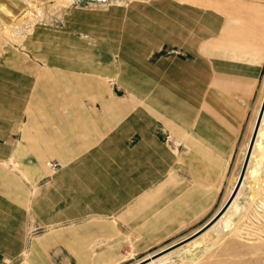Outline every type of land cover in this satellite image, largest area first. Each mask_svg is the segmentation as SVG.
<instances>
[{
  "label": "rangeland",
  "instance_id": "1",
  "mask_svg": "<svg viewBox=\"0 0 264 264\" xmlns=\"http://www.w3.org/2000/svg\"><path fill=\"white\" fill-rule=\"evenodd\" d=\"M175 4L207 8L209 34L174 28ZM263 33L264 0H0V160L18 167L10 148L22 138L31 89L43 69L103 73L116 96L135 100L131 115L139 112L140 131L144 128L153 140L139 147L141 137L131 134L119 145L120 131L113 145L87 158L99 169H82L83 180L92 172L96 189L116 197L92 201L101 205L93 213H108L93 219L107 223L110 234L95 249L98 263L133 264L181 242L226 204L241 174L262 106L264 70L250 103L241 106L237 96H228L226 72L240 66H229L226 52L254 53V38ZM163 117L168 125L169 119L178 125L182 138H175ZM194 134H204L205 142ZM226 137L233 140L220 160L213 140ZM261 141L264 147V136ZM112 148L113 159L105 155ZM260 153L257 149L258 158ZM51 166L50 175L33 189L46 186V211L54 218L63 210L57 182L66 177L74 182L75 172L73 168L66 173L74 174L60 178L59 165ZM247 172L228 207L237 199L240 210L232 215V231L211 230V225L153 259L167 254L162 264H264V158L254 201L250 195L255 180ZM84 218L45 225L34 220L31 235ZM201 238L199 247L182 249Z\"/></svg>",
  "mask_w": 264,
  "mask_h": 264
},
{
  "label": "crops",
  "instance_id": "2",
  "mask_svg": "<svg viewBox=\"0 0 264 264\" xmlns=\"http://www.w3.org/2000/svg\"><path fill=\"white\" fill-rule=\"evenodd\" d=\"M184 10L188 12L185 15ZM174 12V28L181 32L192 30L203 36L209 34L210 20L207 19H210V11L204 6L175 4ZM251 54L226 52L227 64L240 66L226 72L227 82L231 84L227 89L228 96H237L241 106L250 103L256 79L258 77L260 80L263 75L264 33L262 38H254V53ZM104 77L103 73L48 67L42 70L38 81L33 83L22 138L10 148V157L17 160L18 167H10L5 159L0 160V264H99L95 249L99 247L101 237L110 235L106 233L109 226L93 219H99V215L106 217L108 213H93L101 205L92 204V201L108 202L114 201L116 197L110 195L109 190L104 192L103 189L101 192L96 189L92 172L87 175L88 180H83L82 169H99L87 158L96 157L101 149L113 145L116 133L120 131L119 145H123V138L129 140L134 134L141 137L139 147L146 145L147 140H153L144 128L140 131L143 124L137 117L139 112L131 115V103L135 100L132 102L130 96H116ZM226 118L234 120L229 116ZM243 118L241 116V120ZM239 119L240 116L235 120ZM145 121L149 123L150 119L146 116ZM164 122L175 138H182L183 133L174 121L169 119L168 125L164 118ZM196 138L201 142L206 140L204 134H194ZM230 140L228 137L225 140H213L219 146L220 160L233 138ZM109 153L113 159V148L105 154L108 158ZM52 162L59 165L60 178L63 174L69 176L75 172L74 182L68 177L57 182L64 195L60 204L63 210L60 214L56 213L54 218L46 211L45 202L49 200L45 199L46 186L42 185L36 191L33 189L42 178L50 175ZM73 168L74 172L66 173ZM74 202H80V205L76 206ZM81 202L86 205L81 206ZM104 207L108 209L109 206ZM74 217L85 218L31 235L34 230L30 227L35 221L45 225ZM114 230L112 225L110 232Z\"/></svg>",
  "mask_w": 264,
  "mask_h": 264
},
{
  "label": "bare ground",
  "instance_id": "3",
  "mask_svg": "<svg viewBox=\"0 0 264 264\" xmlns=\"http://www.w3.org/2000/svg\"><path fill=\"white\" fill-rule=\"evenodd\" d=\"M187 8V7H186ZM185 8V9H186ZM181 9V8H180ZM183 9V8H182ZM177 10V9H176ZM200 10V9H199ZM175 13V12H174ZM183 13V12H182ZM204 14V13H203ZM185 15V14H184ZM187 17L189 18V16L187 15ZM191 17V16H190ZM203 17V16H202ZM212 17V16H211ZM182 18V17H181ZM187 19V18H186ZM192 19H194V18H192ZM211 19V18H210ZM209 18L207 19V20H210ZM187 20H189V19H187ZM179 21V20H178ZM191 21V20H190ZM193 21V20H192ZM202 23V22H201ZM188 24L190 25V23L188 22ZM192 24H193V22H192ZM191 24V25H192ZM182 25V24H181ZM185 25V24H184ZM183 25V26H184ZM188 27V26H187ZM191 27V26H190ZM212 27V26H211ZM189 28V27H188ZM188 53V52H187ZM189 56V55H188ZM182 57V56H181ZM192 62V61H191ZM186 65H188V64H186ZM190 65V64H189ZM183 66H185V65H183ZM186 67V66H185ZM189 67V66H188ZM194 91V90H193ZM262 91H263V89H262ZM263 97H264V93H263ZM262 97V103H263V100H264V98ZM261 103V104H262ZM262 122V121H261ZM263 136H264V118H263V122H262V126H261V128H260V131H259V135H258V138H257V140H256V143H255V150H254V152H253V155H252V160H251V163H250V166H249V168H248V174H247V176L246 177H248V175H249V179L250 178H252V180L254 181L255 180V184H253L252 186L254 187L253 189H252V194L250 195V200L251 201H254V199H255V197L257 196V189H256V186L258 185V188L260 187V182H261V180L259 179V169H260V163H262V160H263V158H264V147H262V141H261V139L263 138ZM249 144H250V142L247 144V147H246V151H245V154H246V152H247V148L249 147ZM257 149H260L261 150V153L259 154V158H258V156L256 155V151H257ZM247 155V154H246ZM236 180H238V177H237V179ZM237 182V181H236ZM236 185V184H235ZM240 195V194H239ZM228 197H230V195L228 196ZM238 198V197H237ZM227 200H228V198H227ZM238 201H237V199H236V201H235V203H234V205L232 206V209H233V212L231 211L232 209H228V211L227 212H225L222 216H220L219 217V219H218V215H219V213H220V211H221V209H219L218 211H217V213L210 219V220H208V222L206 223V224H212V223H214V220H216V218H217V222L216 223H214L213 224V226L211 227V230L213 229V230H215V229H223V230H231L233 227V224H234V221H233V218H232V215L234 214V212L235 211H239L240 210V206L238 205V203H237ZM260 202H264V198L262 199V197H261V200H260ZM226 203V202H225ZM261 204V203H260ZM230 205V204H229ZM235 210V211H234ZM210 221V222H209ZM232 231V230H231ZM246 234V233H245ZM248 234V233H247ZM197 235V234H196ZM204 236V235H203ZM189 238V237H188ZM206 238V237H205ZM188 239H184V241H181V243H176V244H173L172 246H170V247H168V248H166V249H164V250H160V252H158V253H155V254H153V255H149V256H147V257H144L142 260H140L139 262L137 261L136 263H133V264H145V262H147L148 261V263H146V264H162V263H164L165 261H167L168 260V257H169V255H163V256H161V257H159V258H156V259H153V258H155V257H158L160 254H162V253H166V251H168V250H171V249H173V248H175L176 246H178L177 244H182V243H184L185 241H187ZM201 243H202V238L201 239H198V240H193V241H191V242H189V243H187V245H185L182 249H185L187 246H192V247H199L200 245H201ZM180 246V245H179ZM181 248V247H180ZM175 250V249H174ZM178 250V249H177ZM164 253V254H165ZM169 253V252H168ZM152 260V261H151ZM149 261H151V262H149ZM173 264V263H172Z\"/></svg>",
  "mask_w": 264,
  "mask_h": 264
},
{
  "label": "water",
  "instance_id": "4",
  "mask_svg": "<svg viewBox=\"0 0 264 264\" xmlns=\"http://www.w3.org/2000/svg\"><path fill=\"white\" fill-rule=\"evenodd\" d=\"M263 115H264V100H263V103H262V106H261V109H260V112H259V117H258V121H257V124H256V128H255V131H254V135L250 141V144H249V148H248V152H247V156H246V160L244 162V165H243V168H242V171H241V174L238 178V181L236 183V186L234 188V191H233V194L231 195V197L229 198V200L226 202V204L221 208V211L218 215V219L220 216H222L225 212H227V210L229 209V204L232 203L236 197V194L238 193L242 183H243V180H244V177L246 175V172H247V168H248V165H249V160H250V157H251V154H252V151L254 149V146H255V142H256V138H257V135H258V131H259V128H260V124H261V121H262V118H263ZM210 222V221H209ZM217 222V218L216 220H214V223ZM214 223L212 224H205L197 233H195L194 235L190 236L189 238H186V239H192L193 237H195L196 234H199L201 233L202 231H204L205 229L209 228L211 225H213ZM187 240V241H188ZM184 241V240H182ZM181 243V242H179ZM177 245H180V244H177ZM172 246V245H171ZM170 247V246H169Z\"/></svg>",
  "mask_w": 264,
  "mask_h": 264
}]
</instances>
